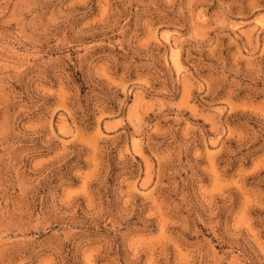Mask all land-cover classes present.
Returning <instances> with one entry per match:
<instances>
[{
    "label": "rangeland",
    "instance_id": "374dc122",
    "mask_svg": "<svg viewBox=\"0 0 264 264\" xmlns=\"http://www.w3.org/2000/svg\"><path fill=\"white\" fill-rule=\"evenodd\" d=\"M0 264H264V0H0Z\"/></svg>",
    "mask_w": 264,
    "mask_h": 264
}]
</instances>
